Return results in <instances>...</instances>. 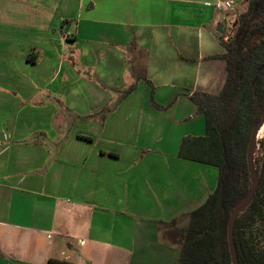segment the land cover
<instances>
[{
	"label": "crops",
	"instance_id": "1",
	"mask_svg": "<svg viewBox=\"0 0 264 264\" xmlns=\"http://www.w3.org/2000/svg\"><path fill=\"white\" fill-rule=\"evenodd\" d=\"M216 1L0 0V264L177 263L167 232L187 226L218 169L178 157L181 140L147 139L200 113L188 94L221 88L225 63L208 56L242 0ZM146 87L154 108L190 112L141 113ZM159 88L176 92L162 104Z\"/></svg>",
	"mask_w": 264,
	"mask_h": 264
},
{
	"label": "trees",
	"instance_id": "2",
	"mask_svg": "<svg viewBox=\"0 0 264 264\" xmlns=\"http://www.w3.org/2000/svg\"><path fill=\"white\" fill-rule=\"evenodd\" d=\"M242 4L244 9L236 16L231 35L227 39L220 35L222 53L208 56L225 63L221 88L215 93L188 94L203 115L204 132L184 136L177 156L217 167L218 180L205 202L188 214L187 226L167 232L180 246L176 264H232L227 221L233 206L250 187L246 147L253 124L264 115V0H242ZM132 88L126 89L123 96ZM99 112L110 111L104 106ZM255 164V196L234 222L239 264H264V136L258 140ZM48 262L71 264L51 259Z\"/></svg>",
	"mask_w": 264,
	"mask_h": 264
},
{
	"label": "rangeland",
	"instance_id": "3",
	"mask_svg": "<svg viewBox=\"0 0 264 264\" xmlns=\"http://www.w3.org/2000/svg\"><path fill=\"white\" fill-rule=\"evenodd\" d=\"M56 1L57 0H47V3L51 5V4L55 3ZM243 9H244V5L238 4L236 16ZM236 16H235V18H236ZM228 23H229V19L227 20V24L222 27L223 30H225V29L228 30V27H229ZM215 31H216V28H215ZM216 33H217V35L222 36L225 33V31H224V33L216 31ZM91 77H92V81L95 84H97L101 88H104V83L100 79H98V77L95 74H91ZM109 92H111V91H109ZM143 92H144V98H143V103H142V107H141V113H143V114H152V115L157 114V115H159V114H173V113H175L176 115L183 116V115H186L190 112V109L186 106L189 104H184L182 102L185 100H180L181 102H178V104L175 107L173 106L170 109H168L170 106H167V107H164L161 109L158 108L159 109L158 110V109L154 108L150 102V99H151L150 88L146 87L145 89H143ZM175 92L176 91H174L172 89L162 90L161 88H159L158 90H156L154 92V97H155V100H157V102L165 104V102H167V100L170 99ZM123 93H124V90H122L120 92L119 97L116 100H113L112 102L110 101V103L108 102V104L104 105V106H107V109L110 112H112L116 108V106L118 104H120V102L123 100V96H122ZM179 96H183V95H179ZM181 99H184V98H181ZM166 109H168V110H166ZM193 114L194 115H192L190 118L186 119L185 122H181L179 128L174 132L173 136H171L170 138L167 136V134H168L167 131H164V133L160 137L157 136V137L148 138L147 141L151 142V144L153 146H155L154 149L165 148L168 151H171V150H174L175 144L183 138L181 136H184L186 134H188V135L191 134L189 132H192V134L200 133V135H202L204 132V130L202 129L203 124H201L202 114L198 113V112L193 113ZM198 117L200 118V122H197ZM198 127L200 129H198ZM165 128H167V125ZM191 136H194V135H191ZM263 136H264V131H262L259 134L258 140L261 139ZM143 142H144V139L140 138V144Z\"/></svg>",
	"mask_w": 264,
	"mask_h": 264
},
{
	"label": "water",
	"instance_id": "4",
	"mask_svg": "<svg viewBox=\"0 0 264 264\" xmlns=\"http://www.w3.org/2000/svg\"><path fill=\"white\" fill-rule=\"evenodd\" d=\"M225 21L220 22L217 27L216 31L217 32H222L224 33L225 30L222 29ZM237 21L235 20L231 27L234 28L236 26ZM264 124V115L256 122L253 124L251 128V134L250 138L246 147V162H247V169L249 172V177H250V187L246 194L243 196L242 199H240L232 208V210L229 213V218L227 221V241H228V247H229V252H230V257H231V262L232 264H239L238 263V257H237V251L234 243V238H233V230H234V222L236 216L244 211L248 205L251 203L255 196V192L257 190V185H258V173L256 170V164H255V156L258 148V136L261 132V129Z\"/></svg>",
	"mask_w": 264,
	"mask_h": 264
},
{
	"label": "built area",
	"instance_id": "5",
	"mask_svg": "<svg viewBox=\"0 0 264 264\" xmlns=\"http://www.w3.org/2000/svg\"><path fill=\"white\" fill-rule=\"evenodd\" d=\"M15 1H19V2H33L35 0H15ZM216 10L220 11V10H231L233 9L234 6V2L232 0H218L215 2L214 4ZM234 14V13H232ZM236 16V14L234 15V17ZM230 27V25H229ZM229 27L228 30L225 29V33H224V38L227 39L229 37ZM228 33V34H227ZM69 33L66 32L65 33V37H68Z\"/></svg>",
	"mask_w": 264,
	"mask_h": 264
},
{
	"label": "flooded vegetation",
	"instance_id": "6",
	"mask_svg": "<svg viewBox=\"0 0 264 264\" xmlns=\"http://www.w3.org/2000/svg\"><path fill=\"white\" fill-rule=\"evenodd\" d=\"M235 20H233L231 23H230V29H229V36L231 35V33L233 32V28L231 27V25H232V23L234 22ZM228 34V33H227ZM223 36H224V34H223ZM225 39V38H224Z\"/></svg>",
	"mask_w": 264,
	"mask_h": 264
},
{
	"label": "bare ground",
	"instance_id": "7",
	"mask_svg": "<svg viewBox=\"0 0 264 264\" xmlns=\"http://www.w3.org/2000/svg\"><path fill=\"white\" fill-rule=\"evenodd\" d=\"M262 131H264V124H263V127H262V129H261V132H262ZM261 132H260V133H261Z\"/></svg>",
	"mask_w": 264,
	"mask_h": 264
}]
</instances>
